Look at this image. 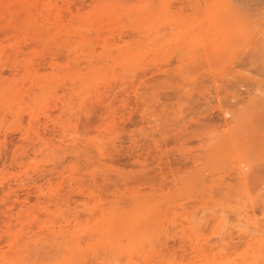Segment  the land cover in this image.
<instances>
[{
  "label": "rangeland",
  "instance_id": "rangeland-1",
  "mask_svg": "<svg viewBox=\"0 0 264 264\" xmlns=\"http://www.w3.org/2000/svg\"><path fill=\"white\" fill-rule=\"evenodd\" d=\"M0 264H264V0H0Z\"/></svg>",
  "mask_w": 264,
  "mask_h": 264
},
{
  "label": "bare ground",
  "instance_id": "bare-ground-1",
  "mask_svg": "<svg viewBox=\"0 0 264 264\" xmlns=\"http://www.w3.org/2000/svg\"><path fill=\"white\" fill-rule=\"evenodd\" d=\"M159 208H160V207H159ZM161 212H162V211H161ZM69 229H70V228H69ZM62 231H63V230H62ZM64 231H65V230H64ZM55 232H56V231H55ZM66 233H67V232H66ZM48 251H49V250H48ZM48 251H47V252H48ZM44 252H46V251H44ZM47 252H46V254L49 255L50 253H47ZM52 253H53V252H52ZM43 255H45V254H43Z\"/></svg>",
  "mask_w": 264,
  "mask_h": 264
}]
</instances>
